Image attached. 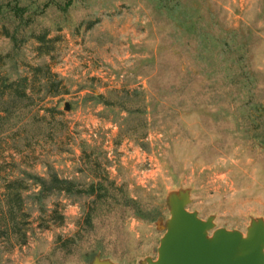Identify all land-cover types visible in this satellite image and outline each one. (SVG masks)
<instances>
[{
	"label": "rangeland",
	"instance_id": "1",
	"mask_svg": "<svg viewBox=\"0 0 264 264\" xmlns=\"http://www.w3.org/2000/svg\"><path fill=\"white\" fill-rule=\"evenodd\" d=\"M184 193L264 222V0H0V264H146Z\"/></svg>",
	"mask_w": 264,
	"mask_h": 264
},
{
	"label": "water",
	"instance_id": "2",
	"mask_svg": "<svg viewBox=\"0 0 264 264\" xmlns=\"http://www.w3.org/2000/svg\"><path fill=\"white\" fill-rule=\"evenodd\" d=\"M168 204L170 218L157 258L148 259L146 264H264L263 221L251 222L244 236L216 229L212 218L203 221L188 211L190 198L186 193L170 197ZM91 264L112 263L95 258Z\"/></svg>",
	"mask_w": 264,
	"mask_h": 264
},
{
	"label": "trees",
	"instance_id": "3",
	"mask_svg": "<svg viewBox=\"0 0 264 264\" xmlns=\"http://www.w3.org/2000/svg\"><path fill=\"white\" fill-rule=\"evenodd\" d=\"M40 70L41 69H37L36 72ZM13 96L14 98H18L20 94L16 90V93ZM45 185L46 187L51 186L55 188L57 191L64 192L67 195L76 194L77 192H80L76 190L77 187L76 183H74L73 181L59 180L56 176H54L50 182L44 183V185H42L43 186L42 192L50 191V189H47ZM101 187L102 185L100 183L97 184L91 183L86 186V189H84L82 193H85L88 197H93L99 193L101 194ZM91 217H92L91 215L87 216V225L89 226H91Z\"/></svg>",
	"mask_w": 264,
	"mask_h": 264
}]
</instances>
